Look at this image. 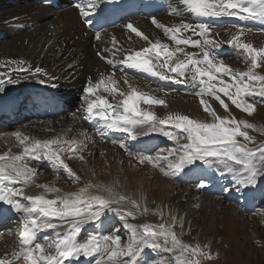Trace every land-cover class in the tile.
I'll return each mask as SVG.
<instances>
[{"label": "snow or ice", "instance_id": "snow-or-ice-1", "mask_svg": "<svg viewBox=\"0 0 264 264\" xmlns=\"http://www.w3.org/2000/svg\"><path fill=\"white\" fill-rule=\"evenodd\" d=\"M109 2L115 5V0ZM178 3L197 17H235L264 23V0H178ZM104 6L100 0H83L76 4L84 23L89 26L98 22ZM93 16L98 18L97 21L92 19ZM151 23L163 30L173 47L159 38L153 41L129 22L125 27L147 42V46L125 51L117 47L113 38V48L104 50L111 52V58L102 52L97 55L114 68L119 64L162 81L192 85L198 89L195 94L207 118L199 119L179 112H167L163 117L157 115L152 106L167 108V93L157 96L144 91L130 81L126 73L122 77L125 87H121L115 71L107 75L101 73L95 81L91 77L87 79L80 106L82 112L89 120L101 121L103 130L124 133L133 141L157 133L175 142V147L159 149L155 155L138 156L136 162L139 165L158 168L165 177L199 173L198 189H205L211 183L202 168L206 166L231 175L233 188L224 186L222 191L235 190L244 198L254 195L258 182L264 180V142L256 144V137L250 131L264 135V125L237 118L222 95L248 117L257 112L258 105H264V73L259 71L264 69V46L256 47L243 39L252 32L250 28L234 25L236 31L224 41L216 38L218 33L212 34L207 23L181 20L166 26L155 16L151 17ZM260 31L264 32V28ZM224 44L241 53L246 69H233L218 55L216 50ZM189 47L196 51H186ZM118 55L120 59H117ZM26 64L20 59L0 65H16L8 73L0 72V93L8 85L20 82L12 78V71L28 73L25 79L34 78L41 85L56 87L52 83L55 76L39 66L33 69ZM124 67L120 69L122 73ZM213 102L219 103L225 115L213 107ZM103 130L101 135L106 134ZM79 135L87 139V133ZM12 136L22 150L0 154V203L9 205V210L21 217L20 231L14 250L0 256V264H73L81 258H87L91 264H205L218 258V254L214 257L209 244L182 239L185 221L171 209L165 213L163 208H149L146 197L137 199L128 195L121 191L115 180L111 183L81 182V176L66 161L73 157L85 160V140L61 136L41 140L22 131L13 132ZM119 146L128 150L124 142ZM33 162H47L55 169H62L72 183L81 186L66 192L48 183L37 184L38 168L32 166ZM32 185L42 191L26 195L25 189ZM110 212L123 221L129 234L126 242H122L116 229H110L106 234L88 233L81 238L85 225L99 224L103 228ZM137 214L157 215L162 222L130 223ZM53 219L60 223L52 222ZM177 225L181 229L179 233L175 230ZM43 231H50L51 235L38 238L37 233ZM148 249L168 254V258L143 260Z\"/></svg>", "mask_w": 264, "mask_h": 264}, {"label": "bare ground", "instance_id": "bare-ground-1", "mask_svg": "<svg viewBox=\"0 0 264 264\" xmlns=\"http://www.w3.org/2000/svg\"><path fill=\"white\" fill-rule=\"evenodd\" d=\"M156 18L166 26H171L181 20L193 24L207 23L210 25L212 34L215 36L218 33L219 36L216 38L224 41L228 40L230 34L236 31V28L232 24L220 26L218 18L192 15L182 5H179L178 0H171L168 9L156 16ZM130 22L153 41L159 38L162 42L169 43L170 47L174 46L173 42L164 35L163 30L153 25L151 20L134 18ZM126 24L122 23L116 28L102 31L99 34L100 42L97 43L98 35L95 36L93 32L86 30L85 26L81 23L79 12L74 9L64 12H54L50 8L42 7L32 1L0 0V31H5L4 41L0 43V65H6V62L9 60L23 59L27 62L26 67L30 65L34 69L36 66H39L56 77L52 81V83L56 84V87L52 88L49 85L39 84L34 78L25 79L28 73L12 71L10 73L12 78L18 79L20 82L8 85L5 91L0 93V114H4L3 108L5 106H10L13 103H20L21 107L22 102L20 101V97L27 95L29 93L28 90L35 86L46 88L60 100H64L67 106L66 112L70 106H74V110L76 111V114L71 116V120L67 123H63L61 120H48L46 122L44 120H30L23 117L20 113L13 123L0 126V150L1 148L3 149V151H0V154L9 150L12 153H19L17 152L19 144L12 136V133L15 131H22L31 137L41 140L57 136L66 138L75 137L79 140H85V137L79 135L81 132H85L87 133V139L85 140L87 148L84 153L85 160L81 161L75 157L69 159L74 167L70 161H66L81 176V182L111 183L114 180L118 181L121 191L137 199L146 197L149 208H163L165 213L171 209L173 213L178 214L179 217L184 219V229L190 231L196 223L194 215L192 216V213L181 209L178 201L188 198L189 192L194 190L195 199L191 205L194 213L203 210H209L213 213L219 212L221 202L215 201L216 195L220 197L222 194L218 198L220 201L225 199L230 201L235 196V190L230 192L222 191L224 186L230 189L233 188L231 175L228 173L221 174L219 170L208 169L206 166H202L211 181L205 189H198L196 186L198 182L197 175L199 173L185 172L175 177H165L158 168H153L147 164H137L136 158L140 155H155L159 149L175 147V142L168 141L157 133H152L147 135L146 141H149V149L152 148L153 150L144 151L139 146L143 141V136L133 141L124 133L103 130L102 126L98 123H96V128H92L90 124L91 120L86 117V114L83 116L81 113L80 106L82 100L80 98L83 96V88L86 86L87 79L91 77L95 81L100 78L101 73L107 75L115 71L116 77L121 80V87H125L122 77L126 73L129 80L144 91H150L157 96H164L167 93L165 96L167 108L152 106V110L157 115L163 117L167 112H179L199 119L207 118L199 104V97L195 94L198 89L192 85L186 84L183 89L170 90L165 88L159 81L145 79L136 72L129 71L128 67L117 64L114 68L106 60L97 55L98 52H102L103 55L111 58V52L104 50L113 48V38L117 41V47L125 51L129 49L139 50L147 46V42L136 37L134 33H130V30L125 27ZM235 26L252 29V32L247 33L243 39L251 42L256 47L264 46V32L260 31V29L264 28V23L253 20H242L241 24H235ZM193 38L197 37L193 36ZM226 50H230V52L226 53ZM186 51L196 50L189 47ZM216 51L233 69L237 68V62H233V58L230 57L235 55V53H240L239 51L227 44H224ZM120 58L118 55L117 59ZM15 67L16 65L0 67V72L8 73L10 68ZM121 67H124L123 73L120 71ZM159 89H164V91H158ZM101 94L107 95L106 93ZM222 98L225 99L226 103H230L223 95ZM109 99L111 100L110 96ZM141 107L147 108L148 106L141 105ZM213 107L221 115H225L218 102H213ZM233 109L235 108L230 106L231 112ZM258 110L260 115L264 116V105H258ZM0 119L4 121L5 116H1ZM102 130L106 131L105 135L100 134ZM119 134L122 137H119ZM5 137L8 138V141H4ZM113 140L117 141V143H113ZM120 142L126 143L128 150L122 149L119 146ZM133 142H135L134 145ZM32 166L38 168L37 184L48 183L66 192L75 191L81 186V184L72 183L62 169H55L47 162H33ZM262 181L263 184L259 183L257 185V191L254 195H249L247 198L243 197L245 201L244 209L248 205V211H256L258 208L257 203L264 198V180ZM41 191L42 189L32 185L25 189V194L31 196L39 194ZM149 216L150 214H137L136 221L129 220V222L143 224ZM141 217L144 219L142 220ZM114 220L119 221L116 214L110 212L103 228L99 224L95 226L85 225L81 238L92 232H96L97 234L103 232L106 234L110 229H113L112 222ZM52 222L60 223L56 219H53ZM19 224L20 219H13L7 230L0 232V256L14 250L18 236L15 238L12 234L13 232L10 233L9 227L15 225V229L19 231ZM229 229L231 230V228ZM197 233L199 235L198 240L203 241L207 239L205 235L207 232L203 228L200 227ZM48 235H51L50 231H46L45 236ZM154 253L157 252H153L150 249L146 250L143 260L149 262L156 260L152 258L155 257ZM82 264H91V262L88 260Z\"/></svg>", "mask_w": 264, "mask_h": 264}, {"label": "rangeland", "instance_id": "rangeland-1", "mask_svg": "<svg viewBox=\"0 0 264 264\" xmlns=\"http://www.w3.org/2000/svg\"><path fill=\"white\" fill-rule=\"evenodd\" d=\"M230 58H233V62H237L236 65L238 66H236V69H246V65L243 62L241 53H237ZM259 71L264 73V69ZM80 99L82 100V97ZM229 105L232 106L231 102ZM68 111L63 114L61 119H59L61 122H69L71 120V116L76 114L74 106H70ZM81 113L83 116L85 115V113L82 111ZM232 113L237 118H247L251 122L256 123L258 126L264 125V116L260 115L258 109L257 112L251 117L241 113L236 108L233 109ZM48 120L51 121V119H47L44 120V122ZM250 134L256 137V144L264 142V135L251 131ZM4 141H8V138L5 137ZM251 146L255 147L256 145ZM17 149V152L22 150L20 146ZM0 151H3V149L1 148ZM68 161L71 162V160ZM71 165L74 167L72 162ZM262 182L263 181L261 180L258 182V184H263ZM189 193V197L183 201H178V205L181 207V209L187 210L188 213H192L196 223L194 224L193 229L190 231L183 229L184 234L182 239L185 242L196 243L198 241L201 244L207 243L211 246L214 257L218 254V258H214L210 262H205V264H264V199L259 203V207L256 209V211H248L249 205L244 209V205L241 206L239 202L236 201V199L232 201L235 196L232 197L230 201H228V199L220 201V199H217V197L215 198V201L221 202V208L219 212L213 213L209 210H203L201 212L198 211V213H194L191 207L195 199L194 190L190 191ZM234 193V195H238V192L234 191ZM221 196L222 194L220 197ZM240 198L243 200V197ZM141 219L143 220L144 218L141 217ZM133 221L136 220L134 219ZM161 222L162 221L160 217L153 214H150L148 219L145 221V223L150 224H158ZM200 227L207 232L205 233L207 239H204L203 241L198 240L199 235L197 231L199 232ZM229 228H231V230ZM113 229L118 230V234L121 235L123 242L127 241L129 234L124 227L123 221L119 220L116 222L115 220ZM175 230L178 233L181 231L178 225ZM12 234L16 238V230H13ZM157 254L158 258L155 261H159L161 258H168V254L158 252Z\"/></svg>", "mask_w": 264, "mask_h": 264}]
</instances>
